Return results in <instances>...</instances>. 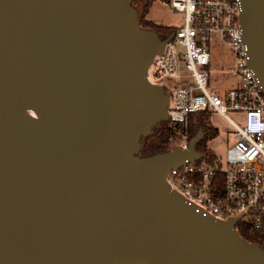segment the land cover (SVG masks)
Segmentation results:
<instances>
[{
    "label": "water",
    "instance_id": "1",
    "mask_svg": "<svg viewBox=\"0 0 264 264\" xmlns=\"http://www.w3.org/2000/svg\"><path fill=\"white\" fill-rule=\"evenodd\" d=\"M133 2L0 0V264H264L240 219L166 181L205 159L202 131L186 151L139 157L170 98L147 78L166 41ZM241 6L264 93V0Z\"/></svg>",
    "mask_w": 264,
    "mask_h": 264
},
{
    "label": "built area",
    "instance_id": "2",
    "mask_svg": "<svg viewBox=\"0 0 264 264\" xmlns=\"http://www.w3.org/2000/svg\"><path fill=\"white\" fill-rule=\"evenodd\" d=\"M170 6L184 15V23L166 41L163 52L152 58L148 81L164 87L173 125L186 126L191 114L219 113L235 128L236 141L227 148L225 159L218 158L213 165L186 162L170 170L166 181L171 190L215 219H240L237 232L243 224L264 233V93L249 66L241 0H170ZM219 45L231 51L229 71L238 78L225 94L208 89L212 51ZM229 112L243 114L244 125L230 119ZM189 144L187 135L180 134L171 151H186Z\"/></svg>",
    "mask_w": 264,
    "mask_h": 264
},
{
    "label": "trees",
    "instance_id": "3",
    "mask_svg": "<svg viewBox=\"0 0 264 264\" xmlns=\"http://www.w3.org/2000/svg\"><path fill=\"white\" fill-rule=\"evenodd\" d=\"M170 5V0H161ZM153 0L143 1L134 0L133 7L139 12V19L142 28L156 32L162 41H167L177 30L172 26H163L154 23L147 16L150 13ZM211 114L209 112H199L191 114L186 126L173 125L171 122H162L158 124L151 132L149 137L142 138V149L139 154L141 158H150L172 150L174 138L180 134H186L191 142L200 131L203 132L204 138L197 146V152L205 156L207 165L216 163L218 157L209 149L208 143L219 136V131L212 126ZM238 234L248 242L260 246L264 249V233L252 232L243 224L238 226Z\"/></svg>",
    "mask_w": 264,
    "mask_h": 264
},
{
    "label": "rangeland",
    "instance_id": "4",
    "mask_svg": "<svg viewBox=\"0 0 264 264\" xmlns=\"http://www.w3.org/2000/svg\"><path fill=\"white\" fill-rule=\"evenodd\" d=\"M147 17L158 25L172 26L176 29L180 28L184 23V15L176 12L170 5L161 0H153L150 13ZM212 54L213 59L209 69L210 83L208 89L213 92L225 94L230 88L236 86L238 82L236 75L229 71L232 57L231 51L225 45H219L213 48ZM179 65L182 68L181 61ZM161 83L168 82L167 80H162ZM171 91L169 95L173 97V90ZM228 115L230 119L240 126L244 125L245 116L243 114L229 112ZM210 122L219 131V136L209 141L208 147L218 158L225 159L227 148L236 141L234 135L235 128L219 113H212ZM199 162L206 165L205 161L200 160Z\"/></svg>",
    "mask_w": 264,
    "mask_h": 264
}]
</instances>
